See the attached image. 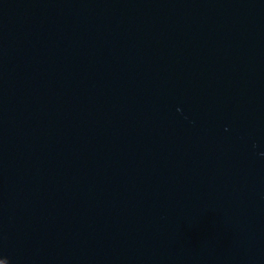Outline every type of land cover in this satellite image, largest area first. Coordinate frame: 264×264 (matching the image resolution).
<instances>
[{
  "label": "water",
  "instance_id": "obj_1",
  "mask_svg": "<svg viewBox=\"0 0 264 264\" xmlns=\"http://www.w3.org/2000/svg\"><path fill=\"white\" fill-rule=\"evenodd\" d=\"M0 264H264V0H0Z\"/></svg>",
  "mask_w": 264,
  "mask_h": 264
}]
</instances>
